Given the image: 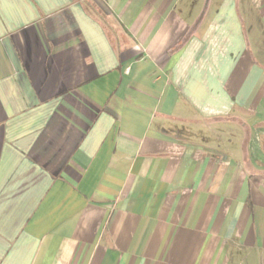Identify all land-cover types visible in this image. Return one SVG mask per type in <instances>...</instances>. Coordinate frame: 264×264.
<instances>
[{
    "label": "crops",
    "instance_id": "crops-1",
    "mask_svg": "<svg viewBox=\"0 0 264 264\" xmlns=\"http://www.w3.org/2000/svg\"><path fill=\"white\" fill-rule=\"evenodd\" d=\"M0 264H264V0H0Z\"/></svg>",
    "mask_w": 264,
    "mask_h": 264
}]
</instances>
